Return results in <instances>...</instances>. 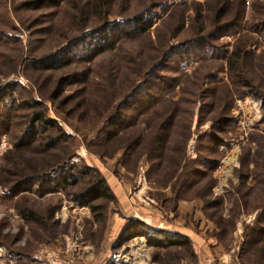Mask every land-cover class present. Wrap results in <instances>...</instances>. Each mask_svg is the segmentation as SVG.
Wrapping results in <instances>:
<instances>
[{
	"label": "rangeland",
	"instance_id": "1",
	"mask_svg": "<svg viewBox=\"0 0 264 264\" xmlns=\"http://www.w3.org/2000/svg\"><path fill=\"white\" fill-rule=\"evenodd\" d=\"M100 3L0 0V264H264V0ZM37 112L63 130L16 148ZM74 163L82 180L54 190ZM87 165L112 193L95 211L75 200ZM136 221L191 244H122Z\"/></svg>",
	"mask_w": 264,
	"mask_h": 264
},
{
	"label": "trees",
	"instance_id": "2",
	"mask_svg": "<svg viewBox=\"0 0 264 264\" xmlns=\"http://www.w3.org/2000/svg\"><path fill=\"white\" fill-rule=\"evenodd\" d=\"M102 3H100L101 5L103 4V2H107L108 0H100ZM132 24V25H131ZM148 26L147 20H144L142 17H137L134 20H127L124 22H109L107 23L104 27H102L100 30V34L98 35V39L100 40L99 44L101 47H108V45L110 44H115L116 40L119 41V39L122 38V36L127 35L128 33H132L134 31L138 30H146ZM241 51L240 50H236L233 51L230 57V68L232 70H234L235 72H237V60L240 58L241 55ZM71 58H63V57H54V58H50V60H46V63L43 65L45 66V68L47 69H57L60 68L66 64H68V62L70 61ZM37 66V65H36ZM239 77V75H238ZM246 84H248L246 82ZM5 94V93H4ZM5 96V95H4ZM253 96H256L258 98L262 99V105L264 107V95L260 94V93H253ZM13 106V105H12ZM32 127H28L25 130L24 135H22L21 139L19 142L15 143L16 148L18 149H23V148H27L29 147V144H34L35 142H37L38 140V135L39 133H43V132H48V131H61L63 130L62 127L59 126L58 122L50 119L48 117V115L45 112H37L35 114V119L33 122ZM1 135V133H0ZM55 139H51V143L48 142L46 148L51 149L54 146V141ZM78 165H76L75 163L73 165H71L72 169H71V174L67 175V176H63L60 180H58V183L55 181V178H53L52 176H50V180L53 182H56L55 184V188L54 190L60 188L58 187L59 185L62 188H67V186H71L72 184H77V182L82 180V177H80V175L78 174V172H80V168L77 167ZM85 169L81 172L85 173L86 175L90 174V172L92 171L94 176V180L91 183V186L89 188H85L82 191H79L78 193L75 194V200L82 206H89L92 208L93 211L96 210L97 206L94 205V202L100 199H109L110 196H112L111 193V189L106 181V179L102 176V174L96 170V169H92L90 166H84ZM47 174H50L47 173ZM23 181L22 184L28 186L25 190L27 191H31L35 186H39L40 188L42 187L43 184L46 183V181L48 180L47 178H45V176H43L42 174L40 175H34V176H30V177H24L22 178ZM21 184V183H19ZM22 185V186H23ZM19 186V185H18ZM21 187V186H20ZM20 187L17 188H12L13 192H16L17 190H19ZM38 187V188H39ZM27 214V213H26ZM30 213L27 214V216ZM141 225V229L140 228ZM137 227H139L140 229H138ZM143 227H146V229H148V226H145L142 222L140 221H136V223H133L131 225L127 226V236L123 239L122 244H124L125 240L131 239L132 237L135 236H139V235H146L148 240L151 241L152 245H156L158 242H156L157 237L161 238V241L159 243L161 244H165L168 245V243L171 245L175 240H173L174 238H178V244L180 245L181 243L189 246L190 240L186 235H183L181 233H171L168 232L166 230H152L153 233H148L146 231V229H144ZM145 230V231H144ZM264 229H261L260 231H263ZM259 231V233H260ZM162 236H166V237H162ZM168 241V242H167ZM180 242V243H179ZM158 243V244H159Z\"/></svg>",
	"mask_w": 264,
	"mask_h": 264
}]
</instances>
